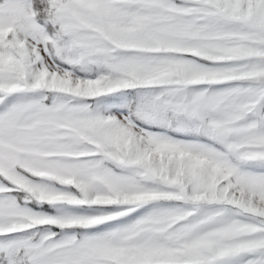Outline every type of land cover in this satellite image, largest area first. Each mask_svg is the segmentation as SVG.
Returning a JSON list of instances; mask_svg holds the SVG:
<instances>
[{
  "label": "snow or ice",
  "instance_id": "6c2138e0",
  "mask_svg": "<svg viewBox=\"0 0 264 264\" xmlns=\"http://www.w3.org/2000/svg\"><path fill=\"white\" fill-rule=\"evenodd\" d=\"M0 264H264V0H0Z\"/></svg>",
  "mask_w": 264,
  "mask_h": 264
}]
</instances>
